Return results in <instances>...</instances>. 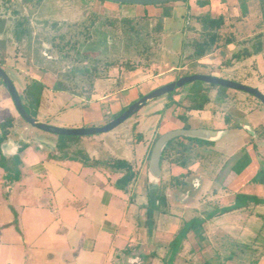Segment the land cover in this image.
<instances>
[{
	"label": "rangeland",
	"instance_id": "374dc122",
	"mask_svg": "<svg viewBox=\"0 0 264 264\" xmlns=\"http://www.w3.org/2000/svg\"><path fill=\"white\" fill-rule=\"evenodd\" d=\"M94 1L43 0L35 8L34 1L32 3H25L22 0H0V20L5 22L4 31L0 34V67L8 74L19 96L23 98L26 104L30 100L28 93L36 91L33 87L34 82H40L44 85L45 88L40 96L38 107L42 105L43 112L47 110V113L51 117L45 120L40 117L36 118L38 122L68 130L102 127L109 122L112 116L119 113L122 105L128 104L129 106L131 104V102L129 104V101H127L128 97L121 96L123 98L120 100V107L115 109L114 113L111 114L108 107L104 106L102 111L104 113L106 111L110 112L107 114L108 117L100 122V124H88L85 123L83 118L86 120L94 117L98 114V111L84 108L88 105L87 102H84L86 100L80 101L76 95L55 92L52 87L57 81H63L71 87L76 85L75 92H82V89H87L89 95L93 97L92 100H97L104 95L109 96L111 93H118L122 87H127L128 83H133L136 76H142V83L146 85L145 90L142 91L146 92V94L167 85L170 83L169 81L173 82L181 77L193 75L213 76L257 89V80L253 79L255 76L247 77L246 74L249 73V69H245L241 64L242 62L232 65H229V62H235L234 58H231L232 55L239 53L242 56L240 52L243 49L251 51V45L255 41V36L260 32L264 36V30L258 29L261 21V10L258 0H196L200 5L205 4L203 6L198 5L199 9H206L204 7L210 5V10L206 9L209 16L212 15L214 18L225 16L224 25L218 32L220 36L218 45L222 46L227 40H232L234 44L226 45L218 50L216 49L212 53H208L209 56H205L199 60H189L186 57L192 54L193 48L187 44L190 39L197 38L203 31L201 25L189 20L187 24L190 28L193 27L195 32L192 30L184 31L186 36L181 42L183 58L179 62L181 69H178V71H169L167 70L168 68H165L161 64L163 57L161 43L153 46L149 45L151 42L146 40V44L149 47L151 46L150 49H147L148 52L142 53V46H139L138 50H126L123 46L124 36L121 34V30H123L122 25L117 23V28L113 30L106 23L107 19L117 18L120 20L122 18H132L135 22L144 26L143 21L140 20L141 16L128 17L124 15L125 13H117L103 7L100 9L98 5H95ZM173 4L176 3H170L165 6L170 7ZM182 4H184L183 6H187L186 10L189 8L187 5L189 4L188 1ZM126 6L129 9L132 7ZM163 7L152 6L149 8L151 10L157 9L160 12ZM243 7L246 8L245 14H242L244 12L242 11ZM137 8L143 10L144 6ZM16 22H23L25 33L21 37V40H18L14 34ZM148 29L150 28L148 27ZM144 32L142 31L143 39L145 38ZM177 40L179 41V39H176L175 42V39H171L169 44L178 45ZM150 50H152L151 52L154 55L150 59H147L146 56L150 53ZM229 54L230 57H227ZM148 62L151 65L145 66ZM127 63L136 66L138 69L133 72L126 71L125 65ZM94 68L98 73L96 80H100L101 83L96 81V87L91 91L88 89V80L82 78L79 72L83 69L93 70ZM70 72L77 74L71 80L66 77ZM128 73L131 74L128 75ZM201 83L195 81L176 89L178 91L176 95L182 96L181 100L178 99L181 101L182 106L189 105L187 99L182 100L187 89L196 88ZM2 87L5 88L3 85ZM2 87L0 85V122L5 117H13L11 114L16 110L15 108L13 110L10 95L3 91ZM128 89L126 88L125 91L128 92ZM220 89L227 94L226 97L220 99L218 90L211 89L209 94L211 103L206 107L207 111H193V119L197 122H191L190 128L192 126L193 128H189L188 130H197L194 127L195 124L200 123L201 120L206 121L209 117L207 112L212 113V111L214 116L211 114L212 120L209 124L211 127L218 129L224 123V118L229 119L225 120V126H229L228 123L231 121H234V123L221 132V139L216 143L215 147L198 149L197 151L192 150L191 154L189 152L185 156V163L188 165L196 158L200 161L211 160L210 152L212 148L214 152L218 153L216 157L223 156L229 160L231 165H228V167L231 168L233 166L232 170L236 169V174H243L248 167L246 170H249L248 173H253V177L257 175L264 177V139H255V131L258 129V126H260L258 135L264 136V106L258 99L245 92L227 88ZM142 91L139 92V96L133 102L138 100L140 96L146 95L142 94ZM258 91L264 95L263 87H260ZM169 94L149 101L137 113L110 132L74 138H61L60 136L32 128L16 111L19 123L7 130L5 140L10 139L16 142V139L19 138L21 127L27 126L28 131L35 135V142L46 138H56L58 143L60 141L64 143L66 148L68 147L69 149L67 151H65L66 149L64 151L57 149L58 153L56 154L61 158H67V153L80 157V150L85 146L91 149L94 148L89 154L96 155V151L99 152L101 150L98 144L102 142L108 147L110 153H115L118 157L122 158L125 153L124 149L132 146L133 141L136 143L138 137L141 138V143H145L152 138L151 130L156 127L159 121H163V115H165L166 121L178 120V116L182 114V110H180L181 108L178 105L172 104L173 98L176 95ZM84 95L87 96L88 94ZM174 105L176 106L174 107ZM29 110L31 111L32 108H29ZM185 118L190 119L189 115H186ZM13 123L15 124V122ZM176 124L180 125V120ZM167 126L164 122V124L159 126V131H166ZM225 126L223 124V128ZM206 129L202 128L201 130ZM177 142L175 141V143ZM182 142L195 144L197 141L182 140ZM251 142L252 145H249ZM250 146L252 148L257 146V148H254V150L248 149ZM257 150L260 155H258ZM162 165L163 162H161L160 170L162 169ZM228 169L226 168V172H228ZM222 174L224 173L222 172ZM247 176L249 175H240L239 181L231 184L230 188H227L226 191H228L229 195L247 194L252 199L259 198L264 200V184L252 182L253 178L241 188ZM183 179L180 180L184 182L183 186L179 184L168 185L165 194L168 195L170 191H179L183 195L177 193L175 196L172 194L170 197L169 194L167 196L169 199L166 211H168L167 215H170L164 219L161 217L162 220H165L166 224H170L177 229L175 234L179 232L185 221L187 222L197 217L204 218L206 212L211 209H205L208 206L207 200H209L206 198L208 196L206 190L208 189L205 190L203 188L201 190L194 205L188 203L186 196L190 194L191 183L189 180L186 181V178ZM164 182L165 178L163 177L162 183L164 184ZM247 185L251 186L244 190V187ZM216 188L221 190V186L218 183L217 185H212V189L217 191ZM157 192L159 193L160 191ZM224 194L227 195V192L221 193V195ZM223 202L222 207L228 208L235 205L236 199L232 197ZM263 215L264 207L258 206L250 213L238 211L231 215H225L220 219L215 218L212 222L214 226L213 230L221 232V235H218L217 248H215L220 255L218 259H230L232 260L230 264H264V226L261 225V223L264 225ZM157 217L159 218V215ZM204 238H206L205 227L203 228L202 226L198 232L190 231L186 238L187 245L184 257L189 256V252L193 251L191 250L190 241L197 243L203 249ZM211 241L213 243V237ZM165 254L163 257L166 256ZM214 262L216 264V261ZM201 264L203 263L201 262Z\"/></svg>",
	"mask_w": 264,
	"mask_h": 264
},
{
	"label": "crops",
	"instance_id": "0c3cea01",
	"mask_svg": "<svg viewBox=\"0 0 264 264\" xmlns=\"http://www.w3.org/2000/svg\"><path fill=\"white\" fill-rule=\"evenodd\" d=\"M186 1L189 3L187 10V6L182 4ZM94 3L100 9L103 7L117 13H125L124 15L128 17L144 14L153 17L159 14V10L149 8L152 6L139 10L137 7L141 6H132L129 9L126 5L108 4L110 2L106 1L102 3L95 0ZM198 4L196 0H185L170 6L173 13L172 20L167 22V31L164 33L161 42L163 56L161 64L169 71L181 69L179 62L183 58L181 42L185 35V15H190L192 19L208 15L206 11L210 10V5L204 7L208 9L206 10L199 9ZM209 17L214 18L212 15ZM178 19L181 21L177 22ZM171 39H175V42L176 39H179V41L177 40L178 45H170ZM262 42L263 46L259 54L247 57L248 60H246L247 58H239L237 61L234 59L235 62H229V65L242 62L241 64L245 69H249V73L246 74L247 77L255 76L253 79L257 80V89L264 88V38H262ZM205 56H209V54ZM227 57H230V54ZM96 81L100 82V80ZM142 81V76H136L133 83H128V86L122 87L118 93H111L109 96L104 95L97 100H92V96L89 101L77 97L80 101L87 102L88 105L84 108L98 111L94 117L86 120L83 118L85 123L100 124L110 113L108 111L104 113L103 107L107 106L112 114L115 109L120 107L119 103L123 97H128L127 101L132 104L139 96V92L145 90L146 85ZM95 82L94 87H96ZM169 82L171 83V81ZM126 88H130L128 92L125 91ZM3 89L8 93L5 88ZM188 92L189 88L182 100L186 99ZM141 93L146 94L143 91ZM181 97L174 96L172 102L182 110V114L178 116L180 125L176 124L177 119L166 121V117L163 115V121H159L156 127L151 130L152 138L145 143L140 142L141 138L136 143L133 141L132 146L124 149L125 153L122 158L115 153H110L104 142L98 144L101 150L99 152L95 150L96 155L89 154L94 148L85 146L81 150L79 149L80 157L67 153V158H61L56 154L58 153L56 138H46L35 142V135L28 131L27 126L21 127L16 142L7 139V143L5 140L0 146V264H163V260L166 259V256L163 257V255L173 240L177 229L162 220L161 217L164 219L170 215H167L166 209L162 211L164 213L159 214V218L158 215L155 217V226L151 230L146 226V206L149 204V195L151 190L160 187L163 177L165 178L164 183L167 181L170 183L172 179H175L178 183L183 184L184 182L180 181L183 178L190 181V194L186 196L190 205L196 203L198 195L204 188L205 190L208 189L206 191L210 197H206L209 200H207L208 206L205 209L211 208V211L223 209V201L237 196L229 195L226 191L227 188H230L231 184L237 183L240 175H249L242 183L241 188L254 177L253 173H248L249 170H246L248 167L243 174H236L235 170H232L233 166L228 167L231 165L229 160L223 156L216 157L218 153L214 152L212 148L211 160L200 161L196 158L188 165L184 162L183 167L179 166V162H174V154L169 152L161 161L163 165L160 170L159 181L155 184L149 179L148 164L155 137L173 130L183 129L185 125L190 128V123L196 121L193 119V111H186L184 109L186 105H181ZM10 101L12 102L11 98ZM127 106L128 104L122 105L119 112ZM206 107L203 110L207 111ZM14 108L13 104V110ZM47 112V110L43 112L41 105L36 109V118L40 117L45 120L51 117ZM207 113L208 119L206 121L201 120L194 127L197 130L207 128L206 130L215 131L218 135L213 141H205L210 143L209 145L199 146L197 143H185L190 147V154L192 150L215 147L221 139V132L234 123L231 121L228 123L229 126H225V120L229 119L224 118V123L216 129V127L209 125L212 116H214L213 111ZM11 115H13L11 118L15 122V124L13 123L14 126L19 123L16 110ZM186 115H189V120L185 118ZM164 122L168 125L167 130L160 132L159 126ZM182 124L183 126H181ZM257 128L255 139L263 140L264 136L258 135L260 126ZM249 145H252V142ZM254 148L250 146L248 149L254 150ZM68 149L66 148L65 151ZM258 155H260L259 152ZM130 157L131 159H129ZM109 160H123L137 172V177L127 192L116 187L115 182L122 177L123 173L111 170L108 167ZM226 168H229L228 172H226ZM174 183L176 184V182ZM217 183L221 186V190L212 189V185H217ZM250 186H245L244 190ZM167 189L168 185L162 193L167 201L169 194L170 197L177 193L183 195L179 191H170L167 195L165 194ZM225 192L227 195H221ZM258 206L264 207V204L254 205L250 203L246 207L206 220L202 225L203 228L205 227L206 234L203 249L197 243L190 241L193 251L189 252V256L184 257L187 245L185 241L182 249L175 256L174 264H201V262L214 264V261L216 264H230L232 262L230 259H218L220 255L215 248H217V239L221 232L213 230L212 222L215 218L220 219L238 211L250 213ZM261 225L264 226L263 223ZM199 229L195 232H198Z\"/></svg>",
	"mask_w": 264,
	"mask_h": 264
},
{
	"label": "trees",
	"instance_id": "16d2710c",
	"mask_svg": "<svg viewBox=\"0 0 264 264\" xmlns=\"http://www.w3.org/2000/svg\"><path fill=\"white\" fill-rule=\"evenodd\" d=\"M34 3V7L37 8L41 2L43 0H22V2L25 3ZM100 2H105L104 0H98ZM258 2L260 3V10H261V21H260V25L258 26L259 30H264V0H258ZM199 6H203L205 4H198ZM161 6H165V5H160L158 7L161 8ZM244 6V5H242ZM157 7V6H156ZM246 8L243 7L242 11H244L242 14L246 13ZM172 9L171 7L165 6L162 8V10L159 12L158 15L155 16H148L147 14L142 15L141 17V21H143L144 26H142V24L135 22L134 19L132 18H122L120 20L116 19H107L106 23L110 28H113V30H115L117 28V23L121 24L122 29L121 30V34L124 36L123 39V46L125 47L126 50H130V49H135L138 50L139 46H142V53L143 52H148L147 49L150 47L148 46V44H146V40L150 41L151 43L149 45H153L156 46V44H160L162 42V37L164 35V33L167 31L166 28V24L169 20H172ZM189 20L194 21L196 24H199L202 26V33L198 35L197 38H193L189 40V43L187 44L189 47L193 48V52L192 54L188 55L186 58H188L189 60H199L202 57H204L205 55H207L208 53H212L214 50H218L222 47H225L226 45L229 44H234L232 43V40H227L225 41V43L222 46L218 45V41H219V31L220 29L223 27L224 25V20L225 17L224 16H219L218 18H210L208 15L204 16V17H194L192 19V17L190 15H185L184 17V22H185V30H192L193 32H195L193 30V27L190 28L189 25L187 24V22ZM181 20H177V22H180ZM153 22V24H151ZM5 22L3 20H0V34H2V32L4 31L5 28ZM153 25V26H151ZM148 27L150 29H148ZM142 31L144 32V39L142 37ZM25 30L23 28V22H16L15 26H14V34L16 36V38L18 40H21V37L24 35ZM262 32H260L258 35L255 36V41L252 43L251 45V51L247 50V49H243L240 53L242 56H240L239 53L233 55V58L238 60L239 58H247V57H251L253 55H257L261 52L262 50V46H263V42H262ZM184 35V39H185ZM153 37V39H151ZM152 50H150V53L152 54H147L146 58L150 59L152 57L153 52H151ZM150 62V60H149ZM147 63L145 66H150L151 63ZM138 68L136 66L130 65L129 63H127L125 65V70L128 72H133L136 71ZM76 73H68L66 75L67 78H70V80L76 76ZM79 75L84 78L85 80H88V89L92 91V89L94 88V82L95 80L98 78V73L97 70L94 68L93 70L91 69H83L80 70ZM201 83V82H200ZM0 85H3V83L0 80ZM4 86V85H3ZM33 87L35 88V92L30 91L28 93L30 100L29 102L26 104L23 100V98L20 96V99L22 101L23 107L26 110V112L32 117V118H36V109L38 108V102L40 99V96L42 94L43 89L45 88L43 84H41L40 82H34ZM77 88L76 85L74 86H69L68 84H66L63 81H57L55 82V84L53 85L52 89L55 92H62V93H71L72 95H76L78 97L83 98L86 101H89L91 98V95H89V92H87V89L85 90L82 89V92H75V89ZM222 87H218V86H213V85H208V84H204L201 83V85H199L196 88H190L189 92L186 96L187 101L189 102V105L186 106L184 109L186 111H202L211 101L209 94L211 89H217L218 90V94L221 97L220 99L226 97L227 94H225L223 91H221ZM6 89V88H5ZM225 89V88H222ZM178 91L175 90L172 93H170L169 95H176ZM84 94H88L87 96ZM170 106V105H169ZM167 106V107H169ZM29 108H32V110L30 111ZM126 109V108H125ZM124 109V110H125ZM124 110H122L121 112H119L118 114L112 116V118L117 117L118 115H120ZM13 127V120L10 116L5 117L3 119V121L0 122V131H1V135H0V146L1 144L5 141L6 137H7V130ZM183 129H189L188 126H184ZM61 138H68L65 136H60ZM160 136L155 137V139L153 140L152 143V148L153 145L155 144V142L158 140ZM70 138H74V137H70ZM139 139V137H138ZM182 140L186 141V140H193V141H197L195 143H197L199 146L202 145H209L210 143L205 142L204 140H199V139H194V138H189V137H180V138H175L172 139L170 141L167 142V144L165 145L162 153H161V157H160V163L161 161H163L164 157L169 153H173L174 154V162H179V166L183 167L182 165L185 162V156L187 155V153L190 152L189 150V146L185 145V143L182 142ZM175 141H178L177 143H175ZM57 148L60 151H64V149H66V145H64V143H61V141L58 143ZM68 148V147H67ZM0 157H1V152H0ZM160 165V164H159ZM108 167L113 170V171H117L120 173H123L122 177H120L116 182L115 185L116 187L124 192H127V189L129 188V186L135 181L136 177H137V172L134 171L133 167L123 161V160H109L108 161ZM237 170L235 169V172ZM172 182L170 183H162L160 185L159 188L155 189V190H151V193L149 195V204L148 206H146V226L148 227L149 230H151L154 226H155V217L157 215H159L160 213H164L162 212L164 209H166V207H168L167 205V199L166 197L162 194L164 192V189L166 188V185H170L172 186L173 184H175L174 182H176V184L178 183L177 180L172 179ZM174 181V182H173ZM253 182L254 183H261L264 184V177H259L258 175L255 176L253 178ZM180 186H183L184 184H180L178 183ZM157 191H160L159 193ZM236 199V203L234 206L228 207V208H223V209H217L215 211H207L206 215L204 218H192L189 221H185L183 223V226L181 227V229L179 230V232L177 234H175V236L173 237V240L171 241V243L169 244V246L166 248V259L163 260V264H174V259L175 256L180 252V250L182 249V245L183 243L186 241L187 235L190 231H197L199 228L202 227V225L205 223L206 220H209L213 217H215L216 215H222L224 213H228L230 211L233 210H237L240 209L242 207H246L247 205H249L250 203H253L254 205H261L264 204V200L262 199H252L250 196L247 195H237L235 197ZM252 199V200H251ZM255 200V201H254ZM203 264H213L211 262H205Z\"/></svg>",
	"mask_w": 264,
	"mask_h": 264
},
{
	"label": "water",
	"instance_id": "95a60500",
	"mask_svg": "<svg viewBox=\"0 0 264 264\" xmlns=\"http://www.w3.org/2000/svg\"><path fill=\"white\" fill-rule=\"evenodd\" d=\"M104 1L119 5L147 7V6L167 5L170 3H176L185 0H104ZM0 80L3 83L4 87L6 88L8 94L10 95V98L19 116L27 124H29L32 128L38 129L40 131L49 134H54L57 136H65V137L91 136V135L110 132L113 129H115L117 126L122 124L125 120H127L135 113H137L149 101L155 100L159 97L169 94L175 91L176 89L182 88L185 85L191 84L195 81H199L208 85L245 92L248 95H251L256 99H258V101L264 106V95L260 93L256 88H249L242 84L235 83L232 81H227L213 76L193 75V76L181 77L174 82L168 83L167 85H164L142 96L137 101L130 104L120 115L111 118L105 126L96 127V128H87V129L82 128V129L68 130V129L57 128L47 124H43L35 120V118H32L24 109L22 101L15 88L14 83L11 81L8 74L1 67H0ZM217 135L218 134L215 131L213 132L207 130H185V129H178L161 135L153 145L149 158L148 172H149L150 181L154 182L155 184L159 181L160 157L168 141L180 137H189L204 141H213L214 138L217 137Z\"/></svg>",
	"mask_w": 264,
	"mask_h": 264
}]
</instances>
